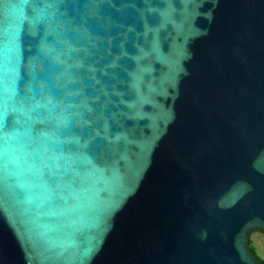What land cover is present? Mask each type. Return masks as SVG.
Instances as JSON below:
<instances>
[{
  "label": "water",
  "instance_id": "water-1",
  "mask_svg": "<svg viewBox=\"0 0 264 264\" xmlns=\"http://www.w3.org/2000/svg\"><path fill=\"white\" fill-rule=\"evenodd\" d=\"M264 0H0V264H259Z\"/></svg>",
  "mask_w": 264,
  "mask_h": 264
},
{
  "label": "rangeland",
  "instance_id": "rangeland-1",
  "mask_svg": "<svg viewBox=\"0 0 264 264\" xmlns=\"http://www.w3.org/2000/svg\"><path fill=\"white\" fill-rule=\"evenodd\" d=\"M255 234H257V236L260 234L262 237V240H261V243H257V245L259 246L258 247V249H259V253H258V255L260 254H264V233L262 232V231H254V232H252L251 233V235H250V240H251V238H252V241L251 242H253V238H254V236H255ZM253 245V244H252ZM256 251H258V250H256Z\"/></svg>",
  "mask_w": 264,
  "mask_h": 264
},
{
  "label": "trees",
  "instance_id": "trees-1",
  "mask_svg": "<svg viewBox=\"0 0 264 264\" xmlns=\"http://www.w3.org/2000/svg\"><path fill=\"white\" fill-rule=\"evenodd\" d=\"M257 231H262V230H257ZM262 232L264 233V231H262ZM249 248H250L251 252L253 253L254 257L256 258L257 262L259 264H264V258H262L261 256L258 255L256 248L252 245L251 240H250Z\"/></svg>",
  "mask_w": 264,
  "mask_h": 264
},
{
  "label": "crops",
  "instance_id": "crops-1",
  "mask_svg": "<svg viewBox=\"0 0 264 264\" xmlns=\"http://www.w3.org/2000/svg\"><path fill=\"white\" fill-rule=\"evenodd\" d=\"M261 237L262 236L260 234L258 236H257V234H255V236L253 238L252 244L256 248V250H258L257 253H259V249H258L259 246L257 245V243L258 244L261 243V240H262ZM251 241H252V238H251ZM259 256H261L262 258H264V254H261V255L259 254Z\"/></svg>",
  "mask_w": 264,
  "mask_h": 264
}]
</instances>
